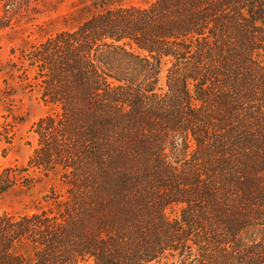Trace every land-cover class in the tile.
<instances>
[{
  "label": "trees",
  "instance_id": "obj_1",
  "mask_svg": "<svg viewBox=\"0 0 264 264\" xmlns=\"http://www.w3.org/2000/svg\"><path fill=\"white\" fill-rule=\"evenodd\" d=\"M90 1L9 49L4 93L48 112L0 195L51 184L0 214V264H264V0Z\"/></svg>",
  "mask_w": 264,
  "mask_h": 264
},
{
  "label": "rangeland",
  "instance_id": "obj_2",
  "mask_svg": "<svg viewBox=\"0 0 264 264\" xmlns=\"http://www.w3.org/2000/svg\"><path fill=\"white\" fill-rule=\"evenodd\" d=\"M106 1L113 5H146L151 0ZM90 3V0H37L32 6L33 8L35 6V13L34 9L29 10L23 14L18 23L13 25V30L8 29L0 34V173L4 168L25 166L27 159L36 147L33 124L48 112L35 93L21 94L17 91L11 97L4 93L8 91L9 86L15 88L18 83L5 67L10 59L9 49L12 45H21L26 38L34 41L45 32L54 33L73 28L86 16L87 8L83 9L82 4L90 7ZM80 12V16L67 22L63 21L65 16ZM32 18L36 19L34 24L44 23L42 32H37L38 28L31 24H25ZM4 68L8 74L1 71ZM11 122H14V125H11ZM9 125L13 127H9ZM8 141L11 142V145H8ZM50 184L42 182L32 192L27 193L16 187L9 190L8 193L0 195V214L3 212L21 214L33 211L32 203L40 199Z\"/></svg>",
  "mask_w": 264,
  "mask_h": 264
}]
</instances>
